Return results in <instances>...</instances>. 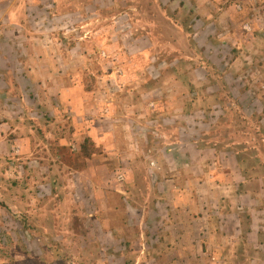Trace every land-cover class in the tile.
Segmentation results:
<instances>
[{"label": "rangeland", "instance_id": "374dc122", "mask_svg": "<svg viewBox=\"0 0 264 264\" xmlns=\"http://www.w3.org/2000/svg\"><path fill=\"white\" fill-rule=\"evenodd\" d=\"M0 38H47L30 101L0 44V264H264V0H0Z\"/></svg>", "mask_w": 264, "mask_h": 264}, {"label": "crops", "instance_id": "0c3cea01", "mask_svg": "<svg viewBox=\"0 0 264 264\" xmlns=\"http://www.w3.org/2000/svg\"><path fill=\"white\" fill-rule=\"evenodd\" d=\"M8 20H9V16H8ZM2 31L3 32H7L9 34V29H7V31H6V28H3ZM1 39L2 38H0V44L8 45L11 48H13V50H15V46L16 45H21L22 46V48H20V49L18 48L17 49V52L15 50V54L12 57L14 59L12 61V64L9 65V73L11 72L13 74V76L15 77V80L13 82H11V84L8 85L9 88H11V85H12V87H17L16 89H18L19 92L22 94V100L23 101H28V100L30 101V99H31V94L29 93L30 91H32L34 96L37 95L38 97H40L39 90H40L41 85L38 84V83L35 84L33 81H31V76H30L31 74L30 73L34 72L35 68L37 69V66H38L37 63H40L42 61V59L44 58L43 55H45V53L41 52L39 49H37L38 52H36V49L33 48L32 51H34V54H33L34 58H35V60H38V61H35L33 56L31 55L30 57L33 58L34 62H33V64L30 63V65H29L27 57L24 56L23 54H25L28 51L30 46H32L35 43H42L43 40H46L47 38H24V40H17V41L13 40V38H6L5 41H2ZM25 39L28 42H26ZM134 40L138 41V40H140V38H134ZM31 41H34V42H31ZM50 41H52V40H50ZM45 44L48 46V43H46V41H45ZM130 45L135 47V48H133L135 51L141 49L140 46L138 44L136 45L135 42L131 43ZM50 51L54 52L53 56L51 54H49L51 59H53L55 57L62 58L63 57L62 54H65V52H63V51H60L62 53H57L55 50H50ZM142 51H144V49ZM18 55H23L24 57L20 58V57H18ZM73 88H74V84H72V86L70 84L66 88H63V91L66 90V93L62 92L61 96H62V98H64L63 100H67L71 105H76L77 103H76V100L74 98L67 99L68 98L67 97V95H68L67 92L68 91L72 92ZM15 96H16V98L20 99V103H22L21 102V98H19L18 95H15ZM37 100H39L38 103H41V105H43V106H41L39 104L36 105V100H33V103L35 104V107L36 108H40V107H42V108L44 107L45 108L43 103H46V101H42V100H40V98H38ZM22 105H23V103H22ZM53 110H55V108H53ZM131 119L132 118H130L128 116V120H131ZM182 137L178 134V136L176 137V139H177L176 141H172L170 138H167L166 145H164L161 148L162 154L164 155V157L166 158L167 161L170 162V159L173 157L174 154H177L178 156L181 155L182 157L188 158L189 157L188 153H187L188 150H190L192 152H195V153H199L201 155L203 153H205L206 150H211L210 148L209 149L208 148H201L198 145L196 136H194L193 139H190V138L189 139H185V138H182ZM201 161H202V159L200 158L199 162H201ZM169 165H170V163H169ZM170 170H172V167L170 168ZM161 184H162L161 182H158L159 191L163 190ZM164 204H165L164 202H161L160 200H157L156 201L157 210L155 212L158 213L160 211V213L164 217H166V216L169 217L170 216L169 215L170 208L168 206H164L163 209L161 208V205H164ZM167 204H171V202L169 201V202H167ZM155 221L156 222H160L161 221L165 226L168 225V222H166V220L164 218L163 219L156 218Z\"/></svg>", "mask_w": 264, "mask_h": 264}, {"label": "built area", "instance_id": "2783aa9c", "mask_svg": "<svg viewBox=\"0 0 264 264\" xmlns=\"http://www.w3.org/2000/svg\"><path fill=\"white\" fill-rule=\"evenodd\" d=\"M103 54H105V52H103Z\"/></svg>", "mask_w": 264, "mask_h": 264}, {"label": "trees", "instance_id": "16d2710c", "mask_svg": "<svg viewBox=\"0 0 264 264\" xmlns=\"http://www.w3.org/2000/svg\"><path fill=\"white\" fill-rule=\"evenodd\" d=\"M85 155H87L86 152H85Z\"/></svg>", "mask_w": 264, "mask_h": 264}]
</instances>
